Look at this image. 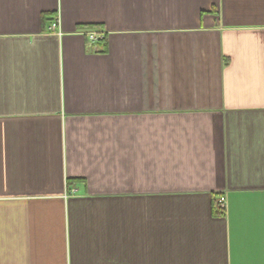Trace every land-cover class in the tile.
<instances>
[{
    "label": "crops",
    "instance_id": "1",
    "mask_svg": "<svg viewBox=\"0 0 264 264\" xmlns=\"http://www.w3.org/2000/svg\"><path fill=\"white\" fill-rule=\"evenodd\" d=\"M0 264H264V0H0Z\"/></svg>",
    "mask_w": 264,
    "mask_h": 264
},
{
    "label": "built area",
    "instance_id": "2",
    "mask_svg": "<svg viewBox=\"0 0 264 264\" xmlns=\"http://www.w3.org/2000/svg\"><path fill=\"white\" fill-rule=\"evenodd\" d=\"M48 30L51 31V32H57L58 34L61 33V30L59 28V22H58V19H55V20H52L49 25H48ZM99 35H101V33H97V32H89L88 33V36L90 39H96ZM76 189L75 188H69V192L72 193V192H75ZM225 196L224 195H219L217 197V204H218V207L223 210L225 208Z\"/></svg>",
    "mask_w": 264,
    "mask_h": 264
},
{
    "label": "trees",
    "instance_id": "3",
    "mask_svg": "<svg viewBox=\"0 0 264 264\" xmlns=\"http://www.w3.org/2000/svg\"><path fill=\"white\" fill-rule=\"evenodd\" d=\"M96 26H97V25H91V24L86 25L87 28H95ZM103 38H104V34H101V35H99V36L96 38V40H100V39H103ZM216 212H217V213H221L222 210H221L219 207H217V208H216Z\"/></svg>",
    "mask_w": 264,
    "mask_h": 264
}]
</instances>
